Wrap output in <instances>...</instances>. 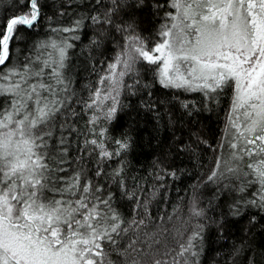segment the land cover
I'll return each instance as SVG.
<instances>
[{
  "label": "snow or ice",
  "instance_id": "snow-or-ice-1",
  "mask_svg": "<svg viewBox=\"0 0 264 264\" xmlns=\"http://www.w3.org/2000/svg\"><path fill=\"white\" fill-rule=\"evenodd\" d=\"M17 2L26 11L0 25V264H168L171 251L175 252L171 264H198L203 224H197L186 239L178 233L181 238L171 251L143 252L136 247L139 238L125 247L127 234L144 220H133L125 227L127 222L112 205L113 193L105 196L103 186L94 184L82 166L71 177L65 176L63 165L71 145L63 135L55 140L57 118L71 107L64 69L69 49L80 39L74 33L85 19L111 27L118 12L142 10L148 7L146 0H111L103 19L99 14L81 16L69 26L50 29L64 33V38L34 43L36 54L20 63L12 62L11 42L20 39L16 33L21 28L33 30L39 25L43 5L41 0ZM100 4L96 0V6ZM152 8L157 15L168 10L147 36L135 19L115 27L124 34L121 50L98 86L90 89L84 105L93 112L88 121L93 138L85 140V150L94 146L93 153L99 149L103 160L118 158L129 148L122 138L115 141L116 151L109 152L104 146L108 129H95L102 119L109 123L116 119L123 107L122 92L136 94L140 80L129 84L125 78L138 77L141 65L155 66L154 80L165 89L202 94L205 110L231 90L225 128L231 139L219 144L227 155L216 157L207 182L240 181L236 191L243 195L228 206L232 216H239L245 207L264 212V0H166L163 4L157 0ZM99 43L92 40L93 45ZM144 106L155 109L154 103ZM182 107L191 105L182 103ZM58 130L72 129L60 124ZM50 140L58 145L55 154ZM122 171L121 167L114 175ZM250 187L256 191L249 192ZM204 214L194 202L191 215ZM157 235L149 239V249L159 243Z\"/></svg>",
  "mask_w": 264,
  "mask_h": 264
},
{
  "label": "trees",
  "instance_id": "trees-1",
  "mask_svg": "<svg viewBox=\"0 0 264 264\" xmlns=\"http://www.w3.org/2000/svg\"><path fill=\"white\" fill-rule=\"evenodd\" d=\"M156 2L146 0L148 7L142 10L130 8L118 12L111 27L85 19L84 26L74 33L80 39L69 49L64 69L70 82L67 95L71 98L67 103L71 107L58 116L55 130V140L63 135L71 145L70 155L63 165L67 169L64 175L71 177L82 166L94 184L103 186L105 196L109 191L113 193L112 205L127 222L125 227L133 220H144L143 225L127 234V239L123 240L125 247L139 238L136 247L143 252L171 251L175 241L181 238L178 233H183L186 239L197 224H203L202 244L197 249L198 264H264V212L245 207L239 216H232L228 206L243 193L237 195L233 189L223 191L221 184L207 182L216 157L227 155L219 144L222 139H231L225 134L231 90H226L205 110L202 94L165 89L154 80L155 66L141 65L138 77L125 78L129 84L135 79L140 80V87L134 90L136 94L122 92L123 107L116 119L101 124L102 128L108 129L104 146L109 152L116 151L115 141L122 138L128 140L129 148L118 158L103 160L98 155L99 149L93 153L94 146L87 145L85 150V140L93 136L89 132L92 126L88 124L90 111L84 105L90 89L98 86L107 65L121 50L124 34L116 32L115 27L135 19L139 28L145 30V36L154 32L162 22L160 18L164 11L168 10L165 8L157 15L152 8ZM158 2L163 4L166 0ZM41 4L43 15L39 25L33 30L21 28L16 33L20 39L11 42L12 62L20 63L26 56L35 55L34 43L64 38V33L50 29L69 26L81 16L99 14L103 19L111 0H101L100 6H96V0H41ZM22 11L26 9H22L17 0H0V25ZM93 39L100 41L98 46L92 44ZM152 103L154 110L144 106ZM182 103H189L191 107L186 109ZM60 124H67L72 130L60 131ZM95 130L99 132L97 128ZM49 145L53 154L58 152V145L53 141L50 140ZM80 156L82 161L76 159ZM121 167L122 173L115 176ZM96 171H102L103 175L96 177ZM171 173H175V177ZM236 184L239 187L240 181ZM130 196L134 198L130 199ZM194 202L204 209L203 217L191 215ZM153 233L158 234L155 239L159 243L149 249L148 242ZM174 255L171 251L166 257L168 264Z\"/></svg>",
  "mask_w": 264,
  "mask_h": 264
},
{
  "label": "rangeland",
  "instance_id": "rangeland-1",
  "mask_svg": "<svg viewBox=\"0 0 264 264\" xmlns=\"http://www.w3.org/2000/svg\"><path fill=\"white\" fill-rule=\"evenodd\" d=\"M115 58V57H114ZM113 58V59H114ZM113 59L109 62V63H111L112 61H113ZM106 70V69H105ZM155 71L157 72L158 71V69L155 67ZM105 74V71L102 73V75H104ZM101 75V76H102ZM182 93H187L188 91H185V90H183V89H179ZM232 95H233V93H232ZM93 115V112L92 111H90V117ZM105 122V120H100V121H98V123H97V125H96V128L100 131V129H102V126H101V124L102 123H104ZM227 152V149H224V152ZM227 154V153H226ZM247 162V161H246ZM238 182L239 180H235L234 178L232 179V180H230V181H225V182H221L220 184H221V186H222V190L223 191H226V190H229V189H233L234 191H236V189L238 188V186H237V184L235 185V182ZM232 182H234V184L232 183ZM225 183H228L229 184V187H225L224 185H225ZM254 189V190H253ZM248 191L249 192H252V191H256V188L255 187H250L249 189H248ZM237 195L238 194H241L240 192H238V191H236L235 192Z\"/></svg>",
  "mask_w": 264,
  "mask_h": 264
},
{
  "label": "bare ground",
  "instance_id": "bare-ground-1",
  "mask_svg": "<svg viewBox=\"0 0 264 264\" xmlns=\"http://www.w3.org/2000/svg\"><path fill=\"white\" fill-rule=\"evenodd\" d=\"M10 17V16H9ZM43 26V25H42ZM96 87V86H95ZM254 190V189H253Z\"/></svg>",
  "mask_w": 264,
  "mask_h": 264
}]
</instances>
